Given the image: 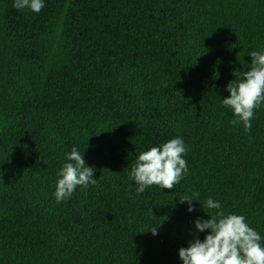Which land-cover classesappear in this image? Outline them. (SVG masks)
<instances>
[{
    "label": "trees",
    "instance_id": "trees-1",
    "mask_svg": "<svg viewBox=\"0 0 264 264\" xmlns=\"http://www.w3.org/2000/svg\"><path fill=\"white\" fill-rule=\"evenodd\" d=\"M43 3L0 0V264H182L208 198L264 245V103L247 132L222 104L264 51V0ZM176 137L187 172L137 193L138 155ZM73 148L97 182L57 203Z\"/></svg>",
    "mask_w": 264,
    "mask_h": 264
},
{
    "label": "clouds",
    "instance_id": "clouds-1",
    "mask_svg": "<svg viewBox=\"0 0 264 264\" xmlns=\"http://www.w3.org/2000/svg\"><path fill=\"white\" fill-rule=\"evenodd\" d=\"M13 7L39 13L44 3L43 0H14ZM249 54L250 69L235 84H227L229 96L222 99V104L230 107L237 117L231 123H242L246 132L251 129L254 110L264 103V51ZM186 151L183 139L176 137L141 152L130 172V178L137 185L136 192L143 193L153 185L172 190L188 170L183 158ZM67 160L69 162L58 172L54 192L57 203L71 197L77 186L87 187L97 182L93 178L94 167L86 165L80 150L73 148L67 154ZM179 200L188 202L189 212L194 210L191 201L195 199L184 197ZM205 207L217 211L212 215L207 212L210 219L197 218L193 223L197 231H210L202 241L194 236L187 247L179 248L182 264H264L262 237L248 225L243 215L225 214L221 204L212 198L206 200ZM152 225L159 224H149L144 230L155 235L156 227Z\"/></svg>",
    "mask_w": 264,
    "mask_h": 264
},
{
    "label": "rangeland",
    "instance_id": "rangeland-1",
    "mask_svg": "<svg viewBox=\"0 0 264 264\" xmlns=\"http://www.w3.org/2000/svg\"><path fill=\"white\" fill-rule=\"evenodd\" d=\"M159 214L164 216V217H168L169 214L167 212H164V211H159Z\"/></svg>",
    "mask_w": 264,
    "mask_h": 264
}]
</instances>
